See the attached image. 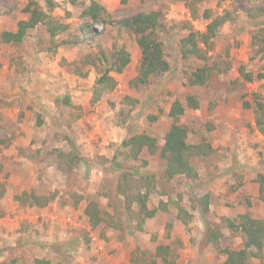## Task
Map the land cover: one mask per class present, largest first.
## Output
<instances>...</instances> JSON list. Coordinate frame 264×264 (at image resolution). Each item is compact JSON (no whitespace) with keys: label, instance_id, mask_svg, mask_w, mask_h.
I'll use <instances>...</instances> for the list:
<instances>
[{"label":"rangeland","instance_id":"374dc122","mask_svg":"<svg viewBox=\"0 0 264 264\" xmlns=\"http://www.w3.org/2000/svg\"><path fill=\"white\" fill-rule=\"evenodd\" d=\"M34 1L44 10L53 5L50 14L68 24L69 30L54 42L42 26L29 30L21 44L0 42V197L13 196L16 202L14 197L26 192L50 201L42 208L16 202L32 211L25 215L26 226L21 224L1 238L14 245L0 246V263L37 264L38 259L49 264H133L131 254L136 252V263L147 264L142 260L154 254L157 245H169L175 264H222L223 255L206 240L207 229L216 231L222 248L238 249L243 240L224 227L223 218L236 219L248 211L264 220V203L255 182L258 174L264 175V136L258 137L254 122V100L264 102V55L251 59L252 36L264 34V0H97L116 18L162 12L163 28L157 34L170 69L138 88L130 86L141 56L133 36L96 24L99 35L94 39L54 48L53 43L75 38L86 20L81 17L84 7L68 0ZM27 2L1 0L0 16L8 18L13 12L16 19L21 17ZM204 11L211 12V18L230 12L231 21L214 38L209 64L216 63L217 68L208 83L188 86V77L203 63L182 59L180 40L189 30L205 29ZM115 44L129 52L130 63L121 74L110 73L116 81L112 90L101 91L96 80L105 67L95 68L85 57L96 60L99 49L111 50ZM240 66L251 81L243 79ZM41 71L52 76L49 86H38L46 77L38 75L40 81L30 77ZM73 90L80 93L75 100L68 94ZM94 93L99 95L97 101ZM189 95L199 100L200 107L185 106L179 119L187 128V143L208 144L211 152L191 159L198 173L195 180H167L166 161L159 150L150 154L143 149L132 159L122 142L146 133L156 138L160 149L171 125L172 103L179 100L186 105ZM65 97L68 105L60 102ZM78 100L80 105L74 103ZM78 132L85 145L95 137L100 144L108 136L103 147L112 156L82 157L75 138ZM141 177L152 178L147 206L157 212L139 230L132 217L136 205H128L120 192L130 196L145 192L147 182ZM89 201L108 212L114 223L91 228L85 213ZM178 206L187 212L186 224L177 219ZM250 264H264V256Z\"/></svg>","mask_w":264,"mask_h":264},{"label":"trees","instance_id":"16d2710c","mask_svg":"<svg viewBox=\"0 0 264 264\" xmlns=\"http://www.w3.org/2000/svg\"><path fill=\"white\" fill-rule=\"evenodd\" d=\"M1 1V0H0ZM71 5H82L84 7L81 17L86 19L83 21L75 38L64 39L57 43H53V47L57 48L66 44L80 43L89 39H94L99 35L96 33L95 25L101 24L103 27H114L119 31H124L129 36L135 38L136 45L140 50V62L137 75L130 81V86L138 88L149 83L151 78L159 77L168 72L170 65L165 59L162 42L158 38L157 32L163 28V15L161 11L138 12L130 17L116 18L103 5L95 0H68ZM53 5L49 4L47 9L34 0H28L26 5L21 9L23 13L29 15L27 20H19L17 22V30L15 32L3 31L0 33V42L4 44H20L24 41L27 32L38 26H42L51 42L62 33L69 30V25L60 22L50 13ZM263 12V10H260ZM250 13V12H249ZM194 15L196 16L195 12ZM203 17L208 20L203 31L189 30L187 36L180 40V55L182 59L193 58L202 62V66L197 67L188 77V86H205L211 74L216 70V63H210V53L213 51L214 38L218 34L219 29L226 22L231 21V13L225 11L222 15L211 18V12L204 11ZM263 33V29L260 30ZM252 47L255 48L251 57L259 54L264 55V34L252 36ZM87 64H92L95 68L98 65L104 66V70L100 71V76L96 80V88L99 90H112L115 85V79L110 75L111 72L121 74L130 63V54L124 46L116 44L111 50L99 49L97 51L96 60H92L90 56L85 57ZM98 61V62H97ZM98 63V64H97ZM240 74L245 81H251V75L245 74L243 67L239 68ZM263 76H260L262 78ZM94 100L99 99L97 93L93 94ZM64 105L69 104L68 97L60 101ZM185 104L179 100H175L169 111L168 117L171 119V125L166 132L163 145L159 149L156 138L146 134H134L129 139L122 142V148L127 149V156L137 159L143 149L150 154H154L159 150V155L165 159L166 165L164 169V177L172 180L177 177H185L195 180L198 177L196 168L191 163V159L196 155H207L211 152L208 144L190 145L187 143V128L179 122L181 116L185 114V106L191 110L199 108V100L189 95L185 98ZM255 102V126L257 130L264 136V102L257 99ZM245 107H248L245 104ZM3 143L0 140V145ZM147 182L145 192L137 191L134 196L126 195L123 190L120 193L126 198L127 204L135 203L136 210L133 212V219L137 221L138 229L142 228L143 223L147 219H151L156 215L157 208L150 209L147 206V199L150 193L149 185L152 178L141 177ZM255 182L259 185V200L264 203V175L258 174ZM120 191V190H119ZM81 199V198H80ZM14 201L29 207H45L50 197H39L33 193H22L15 196ZM208 205L207 197L203 199V208L206 210ZM166 209L165 204L160 205ZM160 206L158 209H161ZM85 213L88 217L91 228H96L100 224H113L114 219L108 212L101 209L95 201H89L85 207ZM187 212L184 208L177 207V219L186 224L184 215ZM224 227L233 235H239L243 242L241 248L233 249L230 247L222 248L218 242L219 236L215 230L207 229L206 240L213 248L223 255L222 264H250L252 259H262L264 256V220L254 218L248 211L240 214L236 219L223 218ZM117 225H115L116 227ZM114 227V225L112 226ZM119 227V226H117ZM170 227V225H168ZM169 245H157L154 254L144 257L147 264H175L176 256L171 251ZM137 253L131 254V262L135 261ZM37 264H49L48 261L35 260ZM143 262V263H144ZM0 264H19L15 260L8 263Z\"/></svg>","mask_w":264,"mask_h":264},{"label":"crops","instance_id":"0c3cea01","mask_svg":"<svg viewBox=\"0 0 264 264\" xmlns=\"http://www.w3.org/2000/svg\"><path fill=\"white\" fill-rule=\"evenodd\" d=\"M95 1H97V0H95ZM101 5H103V4H101ZM103 6H105V4ZM15 17H16V14L13 12H12V14H10V17H8V18L7 17L3 18L0 16V33L3 31L15 32L17 30V22L19 20H27L29 15L28 14L26 15V13L25 14L23 13V14H21V17L18 16L17 19ZM13 45H16V44H13ZM34 74H35V76H32ZM34 74L31 73V76H30V77H33L32 80H34V81H36V80L40 81V80H38L39 79L38 75H41L42 77L47 78L46 81L41 80L38 83V86H42V84L49 86V83L47 81L52 76H49L48 73L45 74V72H43V71H41L39 73L36 72ZM32 85L33 84H31L30 86H32ZM66 86L69 87L70 84H68ZM42 88H44V87H42ZM68 94L71 95V97H72L71 99L75 100V99H77L76 95H78L80 93L78 92V90H73L72 92H70ZM74 103L80 105L82 103V101L78 100ZM199 107H200V102H199ZM101 122H102L101 120L98 121V123H101ZM254 122H255V118H254ZM102 124L104 126L106 125V123H104V122H102ZM256 134H257V132H256ZM257 135L259 138H261V136L263 137V135L261 133H258ZM89 137L91 139L92 135H89ZM75 138H76V144H78V145L81 144V146H82L80 149L82 157H86V156L92 157L95 154L104 155L105 157H111L112 156V153L110 152V154H108L109 150L107 151V149H105L103 147V144L108 143V136H106V135L103 136L100 144H98V137H95L96 140H92V141L88 142V144L85 145L84 141L86 139L79 132L76 134ZM91 144H95V145H91ZM3 163H6L5 159L3 160ZM31 211H32L31 209H25L21 206H18V204L16 202H13V196L0 197V216L3 217L2 219H0V242H2V243H0L1 247H2L3 243H5L6 245H10V246L14 245V243H11V242L7 243L4 240H2L1 238L7 237V235L13 233L15 229H20L21 224H23V226H26V222H24V221H26L25 218H28V216H25V215H28V213H30ZM37 227L38 226H35V228H37Z\"/></svg>","mask_w":264,"mask_h":264}]
</instances>
